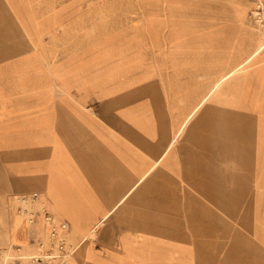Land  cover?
<instances>
[{
	"label": "rangeland",
	"instance_id": "374dc122",
	"mask_svg": "<svg viewBox=\"0 0 264 264\" xmlns=\"http://www.w3.org/2000/svg\"><path fill=\"white\" fill-rule=\"evenodd\" d=\"M86 1L0 0V39L26 44L0 49L29 53L37 48L31 44L51 39L53 45L39 49L65 53V85L101 90L96 112L118 147L137 148L144 131L152 154L171 137L149 167L133 170L135 184L166 158L154 167L163 185H150L149 192L154 245L191 247L192 261L179 264H264V46L186 119L222 74L264 44L246 4L231 1L234 13L213 28L209 15L199 22L175 13L174 0H166L162 14L148 15L126 14L125 0ZM22 204L33 203L3 201L0 247L27 245L26 221L17 212ZM96 224L69 226L75 264Z\"/></svg>",
	"mask_w": 264,
	"mask_h": 264
},
{
	"label": "crops",
	"instance_id": "0c3cea01",
	"mask_svg": "<svg viewBox=\"0 0 264 264\" xmlns=\"http://www.w3.org/2000/svg\"><path fill=\"white\" fill-rule=\"evenodd\" d=\"M231 1L243 2L247 11L255 4V0H174L175 13H189L195 21H199L200 15H209L206 18L216 28L223 15L234 13ZM136 2L132 6V0L124 1L126 14H162L166 5V0ZM50 40L31 44L37 48L29 53L16 49L5 53L6 49H0V207L6 199L9 203L14 199L19 202L22 196L29 198L37 193V199L58 219L65 220L70 231L96 222L91 244L77 248L78 264H179L186 259L191 262V247L154 245L147 229L151 216L150 185H163L156 178L159 175H154L158 169L154 167L166 158L163 156L152 167L153 174L149 170L133 182V170L149 167L171 137L152 154L144 143L149 140L144 131L137 148L118 147L116 137L105 134L96 112L97 105H101V98L96 95H101V90L91 85H65V53H42L43 49H39L53 45ZM6 42L0 39V46L26 45L17 43L22 42L19 40ZM253 51L217 80L237 66H245ZM260 54L264 56V50ZM7 61L14 64L8 68ZM260 64L264 71V58ZM90 80L91 77L84 78V82ZM215 82L186 119L218 87ZM27 227L25 224L26 242Z\"/></svg>",
	"mask_w": 264,
	"mask_h": 264
},
{
	"label": "built area",
	"instance_id": "2783aa9c",
	"mask_svg": "<svg viewBox=\"0 0 264 264\" xmlns=\"http://www.w3.org/2000/svg\"><path fill=\"white\" fill-rule=\"evenodd\" d=\"M248 16L264 39V0H255ZM37 196V193L29 198L22 196L21 202L31 201L34 205L17 206L28 226L27 245L0 247V264H75L72 257L75 244L65 236L68 223L49 212Z\"/></svg>",
	"mask_w": 264,
	"mask_h": 264
},
{
	"label": "bare ground",
	"instance_id": "6f19581e",
	"mask_svg": "<svg viewBox=\"0 0 264 264\" xmlns=\"http://www.w3.org/2000/svg\"><path fill=\"white\" fill-rule=\"evenodd\" d=\"M256 30H257V28H256ZM258 32H259V31H258ZM259 33H260V32H259ZM260 37H261L262 40H264L263 37L261 36V34H260ZM263 42H264V41H263ZM261 44H262V45H261ZM261 44L258 43V45H257V47L254 49L253 53H252L247 59H250L252 55H254L255 53H257L258 51H260V50L262 49V47L264 46V44H263V43H261ZM240 67H241V65L237 66L234 70L230 71V73H231V74L234 73V71L237 70V69H239ZM226 77H228V74L223 75L219 80H217V81L215 82V85H217V84H219L220 82H222L223 80H225ZM121 198H122V197H121ZM121 198H120V199H121ZM117 202H119V201H117Z\"/></svg>",
	"mask_w": 264,
	"mask_h": 264
}]
</instances>
